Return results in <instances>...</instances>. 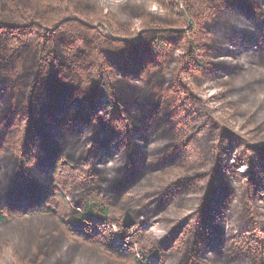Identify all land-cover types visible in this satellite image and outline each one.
I'll list each match as a JSON object with an SVG mask.
<instances>
[{
    "label": "trees",
    "instance_id": "16d2710c",
    "mask_svg": "<svg viewBox=\"0 0 264 264\" xmlns=\"http://www.w3.org/2000/svg\"><path fill=\"white\" fill-rule=\"evenodd\" d=\"M0 264H264V0H0Z\"/></svg>",
    "mask_w": 264,
    "mask_h": 264
},
{
    "label": "water",
    "instance_id": "95a60500",
    "mask_svg": "<svg viewBox=\"0 0 264 264\" xmlns=\"http://www.w3.org/2000/svg\"><path fill=\"white\" fill-rule=\"evenodd\" d=\"M121 222H122L123 227H131L135 224L133 216L128 209L125 210Z\"/></svg>",
    "mask_w": 264,
    "mask_h": 264
},
{
    "label": "rangeland",
    "instance_id": "374dc122",
    "mask_svg": "<svg viewBox=\"0 0 264 264\" xmlns=\"http://www.w3.org/2000/svg\"><path fill=\"white\" fill-rule=\"evenodd\" d=\"M127 210V209H126ZM125 212V211H124ZM131 213V212H130ZM132 214V213H131ZM124 215V214H123ZM133 216V215H132ZM133 219H134V221H135V224H136V220H135V218L133 217ZM140 220H142V218H140ZM134 224V225H135ZM143 225H145L144 223H143ZM147 226V225H146ZM151 226V228H153L155 231H156V233H159L160 232V230H158L157 228H156V226L155 225H150ZM150 228V229H151Z\"/></svg>",
    "mask_w": 264,
    "mask_h": 264
}]
</instances>
